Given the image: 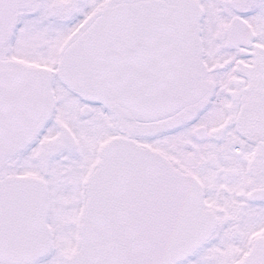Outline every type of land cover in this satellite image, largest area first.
<instances>
[{"label":"snow or ice","instance_id":"1","mask_svg":"<svg viewBox=\"0 0 264 264\" xmlns=\"http://www.w3.org/2000/svg\"><path fill=\"white\" fill-rule=\"evenodd\" d=\"M0 264H264V0H0Z\"/></svg>","mask_w":264,"mask_h":264}]
</instances>
